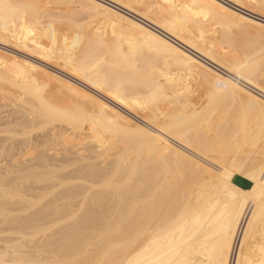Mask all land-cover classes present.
Listing matches in <instances>:
<instances>
[{
	"label": "bare ground",
	"instance_id": "obj_1",
	"mask_svg": "<svg viewBox=\"0 0 264 264\" xmlns=\"http://www.w3.org/2000/svg\"><path fill=\"white\" fill-rule=\"evenodd\" d=\"M9 1L0 0V45L13 47L16 55L10 65L0 62V102L13 111L0 115V122L21 125L24 133L16 130L26 137L16 140V131L0 143L8 142L7 175L16 174V187L34 179L38 201L30 200L39 209L18 218L7 212L6 202L0 206L9 225L3 226L0 264H264V65L253 66L264 59L259 64L253 59L260 55L251 59L245 47H237L246 25L264 31V0H107L155 29L91 0L87 6L98 10L102 23L75 29L77 19L70 23L74 31H62L60 21L50 20V10L40 11L35 0ZM84 4L78 7L89 12ZM204 27H214L213 35L231 52L210 46ZM186 48L222 70L200 63ZM137 60L141 67L147 62V69L136 66ZM171 65L186 73L174 74ZM190 73L195 88H202L198 94ZM36 74L60 80L65 90L87 99L90 113L81 123H88L90 133L80 134L68 122L62 123L78 139L60 123L32 133L46 116L41 105L60 109ZM28 104L34 112L18 110ZM20 113L24 120L17 123ZM125 127L150 146L137 145V135ZM103 132L135 135L140 147L134 151L147 158L138 160L137 154L129 161L108 146L110 154L102 152ZM72 137L77 144L59 146ZM20 187L10 190L29 202L28 189ZM13 193L6 191L8 197ZM51 225L60 227L52 232ZM25 231L43 233L45 243L31 244L32 252H26Z\"/></svg>",
	"mask_w": 264,
	"mask_h": 264
},
{
	"label": "rangeland",
	"instance_id": "obj_2",
	"mask_svg": "<svg viewBox=\"0 0 264 264\" xmlns=\"http://www.w3.org/2000/svg\"><path fill=\"white\" fill-rule=\"evenodd\" d=\"M5 1V0H4ZM7 1H9V0H7ZM73 1V2H72ZM35 0V4L37 5V7H38V9H40V11L42 10V11H48V10H50V14L52 15V16H50V20H54L55 19V21H60V22H58L57 24H59V23H61V26H62V28H61V30L62 31H64V29L66 30L67 28L68 29H71L72 31H74L73 30V27H72V24L70 25V23H73V24H75L74 23V21L75 20H77V21H75L76 22V25H78V27H75V25H73L74 26V28L75 29H77V28H79V24L81 25L80 27H82V25H83V28H84V26L86 27V26H88V25H92V23H95V21H96V23L98 22V23H102V21L101 20H99L100 18L99 17H97L98 15H100V14H98V10L97 11H95V13L93 12L92 13V10H91V8L90 7H94V6H90V7H88L87 5H90V1L91 0ZM93 1H96L97 3H99V4H101V5H103V6H105V7H107V8H109V9H112V10H114V11H117V12H119V13H121V14H124L125 16H127V17H129V18H132V19H134L135 21H137V22H139L141 25H143V26H145L146 27V25H148L149 27H151V28H153V26H151V25H149L147 22H145L144 20H142V19H140L139 17H137V16H135L134 14H131V13H128V11L127 10H125V9H123V8H121V7H119V6H117V5H115V4H113V3H111V2H109V1H107V0H93ZM102 1V2H101ZM10 2V1H9ZM84 2H85V4H84ZM88 2H89V4H88ZM77 3V4H76ZM79 4V5H78ZM83 4H84V7L85 6H87V9L88 8H90V11H91V14H90V11L88 12L85 8H83V7H81V8H83V9H85V10H81L79 7L82 5L83 6ZM110 5V6H109ZM79 6V7H78ZM112 6V7H111ZM114 7V8H113ZM42 8V9H41ZM79 8V9H78ZM116 8V9H115ZM118 8V9H117ZM45 9H47V10H45ZM79 10V12H78V10ZM53 12H52V11ZM89 10V9H88ZM66 11V12H65ZM72 11V12H71ZM73 11H76V12H73ZM82 11V12H81ZM85 11H86V13L87 14H90L89 16L85 13ZM99 12H100V10H99ZM61 13V14H60ZM74 13H76L75 14V16L73 15ZM97 13V16L95 15ZM127 13L129 14V15H127ZM60 14V16H56V15H59ZM72 14V15H71ZM64 15V16H63ZM69 15V16H68ZM77 15V16H76ZM93 15V16H92ZM250 15H252V14H250ZM260 15V14H259ZM55 16V17H54ZM84 16V17H83ZM85 16H87V17H85ZM254 18H258V19H260V20H262L261 18H259V17H256V16H254V15H252ZM64 17H66V18H64ZM67 17H70V18H67ZM60 18V19H59ZM74 18V19H73ZM88 20H87V19ZM62 19V20H61ZM65 19V20H64ZM67 19V20H66ZM81 19V20H80ZM249 19V18H248ZM72 22H71V21ZM84 20V21H83ZM86 20V21H85ZM250 20L251 21H253V22H256V23H261V22H258V21H256V20H253V19H251L250 18ZM264 20V19H263ZM65 21H67V22H65ZM80 21V22H79ZM82 21V22H81ZM68 22H69V25H67L68 24ZM79 22V23H78ZM63 23H66V24H63ZM82 23V24H81ZM87 23V24H86ZM65 26V27H63V25ZM145 24V25H144ZM263 25H264V23H262ZM67 25V26H66ZM68 26H70V27H68ZM243 27H245V26H243ZM252 28V29H251ZM255 28V29H254ZM153 29H155V27L153 28ZM204 30H205V32H206V34H205V36H206V42H210L209 40H211V41H213V45H211L210 44V46H214L215 48H216V50L218 49L219 50V48H220V50L219 51H223V53L225 52V53H229V52H231V51H229L230 49L227 47V46H225L226 44L224 43V42H222L221 40V37L220 36H218L217 34H216V36H214L213 35V32H212V29L214 30V27L213 28H209V27H204L203 28ZM208 29V30H207ZM210 29V30H209ZM249 30V31H248ZM212 33H210V32ZM255 31V32H254ZM262 31V32H261ZM196 32V31H195ZM209 33V34H208ZM248 36V37H247ZM212 37V38H211ZM239 37H240V40L238 41V49L239 50H243V49H241L242 47H245L247 50H248V53L249 54H253L254 56H252L251 57V59L252 58H254L256 55L258 56V55H260V56H258L257 58H255V59H253L254 61H257V63H263V55H264V50H262V49H264V31L263 30H258L256 27H253L252 25H246V27L245 28H242V30H241V33H240V35H239ZM242 37V38H241ZM256 37V38H255ZM260 38V39H259ZM262 40V41H261ZM259 41V42H258ZM242 42H243V44H242ZM221 43V44H220ZM222 43H224V44H222ZM258 43V44H257ZM248 44V45H247ZM224 45V46H223ZM1 46V45H0ZM221 46V47H220ZM241 46V47H240ZM262 46V47H261ZM182 47H184L183 45H182ZM250 47H252V48H250ZM258 47V48H257ZM185 48V47H184ZM244 48V49H245ZM10 49V50H9ZM14 48L13 47H11V46H6V47H4V46H1L0 47V55H2V58H0L1 60H0V62L1 63H4V62H6L7 64H9L10 65V61H8L9 60V58H12V56L14 57V55H16V53H14L15 51L13 50ZM222 49V50H221ZM226 49V50H225ZM244 50L246 53H247V50ZM259 49V50H258ZM250 50H251V52H250ZM262 50V51H261ZM6 51V52H5ZM228 51V52H227ZM255 51V52H254ZM192 51H190L189 52V49H187L186 48V53H189V54H191L197 61H199L200 63H202V64H204V65H207V66H209V67H216V69H219V70H222L221 68H218L217 66H215L214 64H212V63H210L208 60H206L204 57H202V56H200L199 54H197V53H194V52H192ZM11 53V54H10ZM25 53V52H24ZM261 53V54H260ZM263 53V54H262ZM6 54V55H5ZM7 56H8V58H7ZM18 56V55H17ZM263 61H262V60ZM11 60V59H10ZM16 61H20V62H22V58H20V57H17L16 59H15ZM258 60H259V62H258ZM261 60V61H260ZM139 61H141V60H137V62H138V65H136V66H138L139 68L141 67V65L139 64L140 62ZM253 61V63L255 64L256 62H254ZM148 62H150V61H148ZM142 63H144V65L141 67V69H143V67H144V69L147 67V62H142ZM152 63H154V62H151L150 64H151V66H152ZM11 64H12V61H11ZM137 64V63H136ZM149 64V63H148ZM150 64H149V67H148V69H150ZM261 65H264V64H260V65H253V66H255V67H259L260 66V68L261 69H263V67H261ZM177 66V65H176ZM175 65H171V71H172V68H174L175 67V69L177 68ZM153 67H156V68H158L157 66H156V64H154V66ZM51 68V67H50ZM178 68H180V69H176L174 72V74H176V73H179V74H177V75H180V72H181V75L183 74V72L184 73H186V71L184 70L183 71V69L181 68V67H178ZM143 69V70H144ZM147 69V68H146ZM145 69V70H146ZM51 70V69H50ZM180 70V72H177V71H179ZM182 70V71H181ZM52 71L53 72H55V69L53 70L52 69ZM57 72V73H56ZM55 73L58 75V76H56L57 78H60L59 76H61V77H65V75H63V73H61L60 71H56ZM55 74V75H56ZM192 73H190L189 75H190V77H192L193 79L192 80H190L191 78H189V81L194 85L195 84V82H194V77L191 75ZM41 75V74H40ZM36 77H37V79H38V82H39V84H40V86L41 87H44V90H45V87H47L46 88V90H47V92L49 93V92H51L48 96L50 97V99H51V102L53 103V104H55L56 103V105L57 106H60L59 108L60 109H58L59 111L60 110H63V111H60V112H58V110L57 109H52L51 108V110H49L50 109V105H41L40 107L42 108L43 106H46V107H44V109H41L42 111H43V119L45 120V122H44V120L42 119V117L40 118V120L38 121V123L36 124V126L38 127V124H39V127L37 128V127H35L34 128V130L32 131V133L35 131V129H37V130H39L40 132V135L42 134V132L44 131V130H47L48 128H50V127H48V126H50L49 124H46V123H51L52 122V124L53 125H56V126H59V125H57L58 123H60L61 125L65 122H68V123H70V126H71V124H73L72 125V127H73V129H75L76 131H78L77 130V128H79V132H80V134H82V132L84 133L83 135H85V131H86V134H87V131H89V128H88V126H87V124L88 123H81V121H82V118L84 117V116H86L87 114L89 115V113H90V108L89 107H87L88 105H90V104H88L87 102L85 103V104H87L86 106H84V101H86L85 99H84V97H83V99H84V101H83V99H82V97L80 96V95H78V96H76L77 94H75L74 92H72V91H67L68 89L66 88V87H64V86H62L63 84H60L62 81H64V82H62V83H66L67 81L66 80H64L63 78H60V80H61V82H58V81H60V80H55V79H50V80H48L49 78H47V77H45V76H43V75H41V76H39L38 74H36ZM39 77V78H38ZM42 77V78H41ZM55 77V76H54ZM46 78V79H45ZM44 79V80H43ZM42 80V81H41ZM45 81V82H44ZM49 81V82H48ZM66 81V82H65ZM1 82H4V80L2 81V80H0V84H1ZM57 84H56V83ZM194 82V83H193ZM46 83V84H45ZM48 83V84H47ZM5 85V83H2V86L4 87V85ZM52 84V85H51ZM80 85H81V83H79ZM191 84V87L193 88V91L195 90L196 92H197V94L199 93L198 91H201V87L200 86H198V85H196V88H195V85H194V87H193V85ZM46 85V86H45ZM68 85H70V84H68ZM6 86V85H5ZM53 86V87H52ZM56 86V87H55ZM63 87V88H62ZM198 88H199V90H198ZM251 91H253V92H256L253 88H251V87H248ZM65 89H67V90H65ZM87 91H89V92H92V94H93V91H90L89 89L87 90ZM251 91H249V92H251ZM1 92V91H0ZM71 92H72V94H71ZM69 95H68V94ZM56 94V95H55ZM65 94V95H64ZM196 94V93H195ZM196 94V95H197ZM1 95L2 96H4L3 94H2V92L0 93V97H1ZM53 95V96H52ZM95 95V94H94ZM52 97V98H51ZM72 97V98H71ZM97 97H99V96H97ZM33 97L32 96H28V100L29 101H32V102H34L35 101V103H36V99L34 98V99H32ZM70 100H68V99ZM80 98H81V100H80ZM100 98H102L103 99V96H100ZM49 99V100H50ZM74 99V100H73ZM77 100V101H76ZM61 101H63V102H61ZM73 101V102H72ZM80 101H82V102H80ZM38 102L39 101H37V104H38ZM67 102V103H66ZM72 102V103H71ZM65 104V105H64ZM73 104V105H72ZM81 104H82V106H81ZM19 105H21V106H23L22 104H19ZM40 105V104H39ZM63 105V106H62ZM72 105V106H71ZM5 106V107H4ZM27 107L25 108L24 107V109H23V107H20V108H18V110H20L21 112H23L25 109V112L26 111H28V109H29V111H32V112H34L35 111V108L34 107H32V106H30V104H28V105H26ZM47 106H48V108H47ZM84 106V107H83ZM113 106V105H112ZM0 107H1V109L2 110H4V111H2L1 109V111H0V115L1 116H8L9 114V112L10 111H13V109H11V107L9 108V106H7V105H3L2 104V101L0 102ZM75 107V108H74ZM76 107H78V108H76ZM245 107V106H244ZM28 108V109H27ZM45 108H47V111H46V109ZM89 108V109H88ZM8 109V110H7ZM73 111H72V110ZM23 110V111H22ZM45 110V111H44ZM28 111V112H29ZM37 111H38V109H37ZM59 113H57V112ZM50 112V113H49ZM63 114H62V113ZM65 112H67V113H65ZM11 113V112H10ZM48 113V114H47ZM51 114V115H50ZM53 114V115H52ZM55 114H57L58 115V117L59 116H61L60 118H58V117H56L57 115H55ZM65 114V115H64ZM67 114V115H66ZM71 114H73V115H71ZM83 114H85L84 116H83ZM20 115V116H19ZM19 115H17L16 116V118L18 119V121H17V123H21L22 122V120H24L23 119V115H22V113H20ZM29 115V114H28ZM0 116V117H1ZM51 116H53V117H51ZM69 116V117H68ZM218 116V115H217ZM51 117V118H50ZM73 117V118H72ZM86 117H88V116H86ZM130 117V119L134 122V125H139L141 128H143V129H146L145 127H142L143 125L141 124V123H138L139 122V119L137 118V117H135V116H129ZM132 117V118H131ZM61 118H64L65 120H67V121H64V119H62V120H59V119H61ZM71 118V119H70ZM75 118V119H74ZM136 118V119H135ZM46 119H47V121H46ZM70 119V120H69ZM74 119V120H73ZM72 123H71V122ZM54 122H55V124H54ZM63 122V123H62ZM42 123H44V124H42ZM2 124V125H1ZM11 123H4V122H0V126L2 127V129H1V127H0V131L2 132H0L1 134H0V139H2V137H3V139L5 138V137H9V136H11L10 134H12V136H13V134H16L17 132L16 131H20V133L21 134H23L24 132H23V130H20L21 128H22V126L21 125H16L14 122H13V124H14V126H12L13 124H11ZM67 124V123H66ZM15 125H16V128H15ZM46 125H48V126H46ZM69 125V124H68ZM79 125H81V127L79 126ZM12 126V127H11ZM40 126H42V128L43 129H41L40 128ZM64 128H68V126H66L65 124H63L62 125ZM70 126H69V128H68V131H70V129H71V131L69 132V133H72L73 134V136H74V134H75V131H73L72 130V127L70 128ZM76 126H78L77 128H76ZM138 126V127H139ZM15 128V132H13L14 131V128ZM45 127H48V128H46V129H44ZM75 127V128H74ZM83 127V128H82ZM84 127H85V130H84ZM40 128V129H39ZM16 129H18V130H16ZM23 129V128H22ZM80 129H82V132H81V130ZM88 129V130H87ZM123 129V128H122ZM122 129H120V130H122ZM129 129H131V128H128V130ZM36 130V131H37ZM84 130V131H83ZM123 130H126V131H128L127 130V128L125 127V129H123ZM19 131H18V133H19ZM26 131H28V129L26 130ZM36 131H35V136H37L39 133L37 132V134H36ZM119 131V130H118ZM131 131H133L132 129H131ZM131 131H128V132H131ZM135 131V130H134ZM133 131V132H134ZM147 131V130H146ZM79 132H77V133H79ZM121 132V131H120ZM119 132V133H120ZM17 134V135H15V136H18L19 138H16V140H22V139H24L26 136H24V135H21V134ZM88 133H90V131L88 132ZM152 133V132H151ZM34 134H33V136H34ZM102 134H104L103 135V137H101V139L103 140L102 141V146L104 147L103 149H101L102 150V152L104 151V149H105V151H107L106 152V154H110V151H109V153H108V147H110L109 149L111 150V152H113L112 150H115L116 149V151L115 152H113V153H116L117 151L119 152L120 151V153L122 154V156H123V153H124V155H126V156H124V157H126V159H129V161H130V159H131V161H133V160H145L147 157L146 156H143V158H142V153L140 154L138 151V153L137 152H135L134 151V149L136 148V147H138L137 149H139V147L140 146H137L138 145V143L139 144H141V146H145L146 147V145H149L148 143L146 144V143H144L145 145H143V143H141V140H139V139H141L137 134V132L135 133L134 132V134L135 135H137V137L135 136V135H133L134 137H136V138H134L133 136H132V138H134V139H136V140H139L138 142H136V144H134L135 143V141H134V139H132L131 137H130V139H128L129 138V136L128 137H126V139H125V137H122V138H120V136L119 135H114V134H105L104 132L102 133ZM76 135V134H75ZM78 135V134H77ZM76 135V136H77ZM23 137L22 139H21V137ZM72 136V135H71ZM70 136V137H71ZM76 136H74L75 138H77L78 139V137H76ZM106 136V137H105ZM111 136V137H110ZM119 136V137H118ZM70 137H68V138H70ZM74 137H72L71 138V140L73 141H75V139H74ZM84 137V136H83ZM106 138V139H105ZM117 138V139H116ZM119 138V139H118ZM138 138V139H137ZM80 139V138H79ZM70 139H68V141H70V142H68V141H66V139L65 140H62V141H60L59 142V146H61L62 144V146H61V148H63V146L64 147H67V145H68V147H69V145H71V147L73 146V145H75V143L76 142H78L77 140L75 141V143H74V141H73V144L71 143L72 141H71ZM113 140V141H112ZM118 140V141H117ZM133 140V141H132ZM2 141V140H1ZM0 141V142H1ZM107 141V142H106ZM63 142H65V143H63ZM67 142V143H66ZM80 142V141H79ZM4 143V144H3ZM107 143V144H106ZM112 143H114V144H112ZM151 143V142H150ZM77 144V143H76ZM85 144H86V142H85ZM105 144H106V146H105ZM111 144V146H109ZM152 144V143H151ZM0 152H1V154H0V202H2V203H0V206L1 205H3V203L5 204V202H6V204H7V207H9V208H7L8 210H7V212H10V214L12 215V216H18V218H21V217H24V216H27L28 214H33L34 212L33 211H37L38 209H39V206H35V204H31L32 202H31V200L32 201H34L35 199H36V201H38V198H33L34 196H32V195H34L35 193V191H34V189L32 190V188H35V186H36V184L34 185L33 183H32V181L34 180L33 178H29V177H27V178H29V179H27V178H25L26 180H27V182L23 179V182L25 181L26 182V184L28 185V180H29V182H31V183H29L30 185H32L31 186V188L29 187V189H30V191H32V192H30L29 191V189L26 187V185H25V182H24V184H22L23 182H18V183H20V186L22 187L23 186V188H24V190L26 191L27 189H28V191L26 192V194H27V199H29V202L27 201V202H24V201H21L20 199H19V197L18 196H16L17 194H14L13 192H14V190H10V188H11V186L13 185V186H15V188L16 189H19V187L17 188L16 186H18L19 184H16L15 182H12V181H14V178L16 177L15 175L16 174H14V176H13V174H11L10 176L9 175H7V173H9V161H8V154L6 153V155H7V158H6V155H5V150H6V148H7V150H9L8 149V147L9 146H7L8 145V142L6 143V145H5V141H3L2 142V144L0 143ZM3 145V146H2ZM117 145V146H116ZM7 146V147H6ZM108 146V147H107ZM115 148H114V147ZM134 146H136V147H134ZM150 146V145H149ZM2 147H4L3 148V150H2ZM107 148V150H106V148ZM119 147H120V149H119ZM60 147H59V149H61ZM70 148V147H69ZM5 149V150H4ZM123 149V150H122ZM95 150H98V149H95ZM100 150V149H99ZM3 151V152H2ZM104 151V152H105ZM2 153H3V155H2ZM8 153H9V151H8ZM137 154H138V156H139V154H140V159L139 158H137V157H134L135 155L137 156ZM4 155H5V157H4ZM143 155H145V154H143ZM2 156V157H1ZM128 156V157H127ZM133 159H132V158ZM6 158V159H5ZM137 158V159H136ZM145 158V159H144ZM3 161V162H2ZM7 161V163H5ZM7 164V166H5ZM4 167V168H3ZM5 168H7V169H5ZM5 170H8V171H5ZM135 176V175H134ZM10 178L12 179V180H10ZM30 179L32 180V181H30ZM20 179H18V181H19ZM10 182H12V183H10ZM11 185V186H10ZM29 185V186H30ZM9 186V187H8ZM12 186V187H13ZM34 186V187H33ZM20 187V190H22L23 191V188H21ZM25 187H26V189H25ZM14 187L13 188H11V189H15ZM9 189V190H8ZM6 191L8 192V191H10L11 193H13L12 195H10L9 197L6 195ZM30 195V196H29ZM5 196V197H4ZM3 197V198H2ZM5 198H8V200L7 199H5ZM16 198H18V199H16ZM50 198H52V196H49V197H47V199H45L44 200V202H46V201H48ZM31 199V200H30ZM16 200V201H15ZM10 201V202H9ZM12 201V202H11ZM21 201V202H20ZM22 202H23V205H22ZM18 204V205H17ZM25 204H26V206H25ZM15 205V206H14ZM32 205V206H31ZM33 206H35L34 207V209H32V207ZM26 207V208H25ZM12 208H13V211H12ZM16 208V209H15ZM20 209V210H18V209ZM23 208H25L24 210H22ZM28 208V209H27ZM38 208V209H37ZM11 211H10V210ZM27 209V210H26ZM31 209V210H30ZM35 209H37V210H35ZM28 210H30V211H28ZM14 211H17V212H14ZM28 211V212H27ZM18 212H19V214H18ZM25 212V213H24ZM20 216V217H19ZM3 218H1L0 217V239H1V237H3V235H4V228H6V229H8L9 228V225L8 224H3ZM5 222V221H4ZM66 222H68V221H66ZM70 222V221H69ZM65 224H67V223H65ZM65 224H62V225H65ZM8 225V226H7ZM3 226H4V228H3ZM58 227H60L59 225H51L49 228V231H52V232H55L54 230L57 228L58 229ZM2 228V229H1ZM2 230H3V232H2ZM48 231V233H50ZM30 233V231H25V234L23 235V240H22V242H24V244L25 243H27L25 246L28 248V250H27V248L25 249V251L26 252H29V253H31L32 252V249H31V247H29V245H34L36 242L37 243H39L40 245H43L44 243H45V241H46V237L44 236V234L43 233H38V234H36L35 236H32V235H29V233ZM27 233H28V235H27ZM3 234V235H2ZM2 235V236H1ZM14 235V236H13ZM13 235H11V237H16L15 235L16 234H13ZM17 237H18V235H17ZM26 240V241H25ZM28 241H30L31 243H29ZM33 242V243H32ZM30 248V249H29Z\"/></svg>",
	"mask_w": 264,
	"mask_h": 264
}]
</instances>
